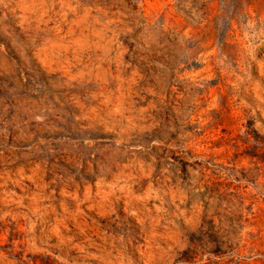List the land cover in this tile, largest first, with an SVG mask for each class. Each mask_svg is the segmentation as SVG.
Segmentation results:
<instances>
[{
	"label": "rangeland",
	"instance_id": "rangeland-1",
	"mask_svg": "<svg viewBox=\"0 0 264 264\" xmlns=\"http://www.w3.org/2000/svg\"><path fill=\"white\" fill-rule=\"evenodd\" d=\"M0 264H264V0H0Z\"/></svg>",
	"mask_w": 264,
	"mask_h": 264
}]
</instances>
